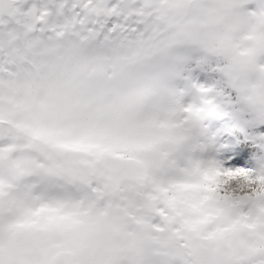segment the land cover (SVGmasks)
Listing matches in <instances>:
<instances>
[{"label": "snow or ice", "instance_id": "6c2138e0", "mask_svg": "<svg viewBox=\"0 0 264 264\" xmlns=\"http://www.w3.org/2000/svg\"><path fill=\"white\" fill-rule=\"evenodd\" d=\"M225 95L264 123V0H0V264H264V159L196 155Z\"/></svg>", "mask_w": 264, "mask_h": 264}, {"label": "rangeland", "instance_id": "374dc122", "mask_svg": "<svg viewBox=\"0 0 264 264\" xmlns=\"http://www.w3.org/2000/svg\"><path fill=\"white\" fill-rule=\"evenodd\" d=\"M248 7H255V5L249 4ZM109 23H111V21ZM192 56L194 59L190 61L187 67H190L193 64L192 62H195V57L199 55H194L192 53ZM185 68L183 69V71H185V75L183 76H186ZM187 76H190L192 83L206 85V82H203V79L195 70H190V73ZM176 79L177 78H175L174 82L172 81L173 85H176L177 88H184L185 85L181 84L179 80L176 81ZM191 99L192 97L190 95H186L183 98L185 103H188ZM228 99V96L225 97L222 108L217 107L215 111L209 112L204 116L202 120L204 133L200 139L203 143L207 144V148L203 152H197L196 155L206 161H214L222 168H244L242 157H234L233 153L235 152L233 150L237 139L234 136L227 135L226 128L228 127V130L231 132L234 124H238L240 131L245 134V139L250 141L251 145L254 146L256 150L260 151L255 157L257 160H260L264 159V148L259 146L260 143L264 142V123H257L254 113L247 106L231 104L228 102ZM232 99H235L234 92L232 93ZM230 107H232V110ZM241 109L243 110L241 111ZM221 114H226L228 118L224 116L219 119V115ZM231 114L234 119H232ZM158 220L159 217L156 218V221Z\"/></svg>", "mask_w": 264, "mask_h": 264}, {"label": "trees", "instance_id": "16d2710c", "mask_svg": "<svg viewBox=\"0 0 264 264\" xmlns=\"http://www.w3.org/2000/svg\"><path fill=\"white\" fill-rule=\"evenodd\" d=\"M193 54L195 55H201V53L199 52H193ZM193 64L190 67H186V76L185 75V71H181L180 75L178 77H176V81L179 80V82L183 85H190L192 83V79L190 78L189 75L190 70H195L197 74L200 75V77L203 79V82H206V85H210L215 83L217 80L222 79V74L219 73L218 71H214V66L216 65L217 61L215 58H213V60H211L209 63L204 64L202 66H196L195 62H192ZM190 69V70H189ZM175 81V79L173 80V82ZM209 83V84H208ZM176 86V85H175ZM218 87H220V85H218ZM230 89L225 88V92H229ZM225 96H217L216 97V102L218 104V108H222L223 107V101H225ZM230 109L232 110V107H230ZM227 117L228 116L226 114H221L219 115V119L222 117ZM232 119H234V117L231 114ZM235 123V122H234ZM236 124V123H235ZM233 127V130L230 132L228 130V127L226 128V134H229L231 136H234L237 140H236V146L235 149L233 151L234 153V157L240 156L242 157L243 161H244V168L246 169H257L258 167V160L255 158L258 154H259V150H256L254 148V146L251 145L250 141H248L247 139H245V134L240 131V128H238V124L235 125ZM236 126V127H235ZM236 155V156H235ZM243 183V180L237 179V180H233L229 183V185L226 186V188L229 189H234V190H239L241 184Z\"/></svg>", "mask_w": 264, "mask_h": 264}]
</instances>
